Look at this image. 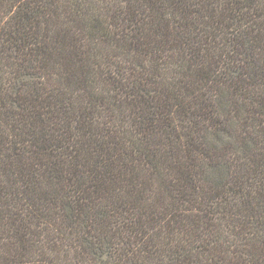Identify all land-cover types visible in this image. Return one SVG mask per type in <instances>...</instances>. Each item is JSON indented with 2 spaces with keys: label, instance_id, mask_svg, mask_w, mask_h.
<instances>
[{
  "label": "trees",
  "instance_id": "1",
  "mask_svg": "<svg viewBox=\"0 0 264 264\" xmlns=\"http://www.w3.org/2000/svg\"><path fill=\"white\" fill-rule=\"evenodd\" d=\"M0 264H264V0H0Z\"/></svg>",
  "mask_w": 264,
  "mask_h": 264
}]
</instances>
